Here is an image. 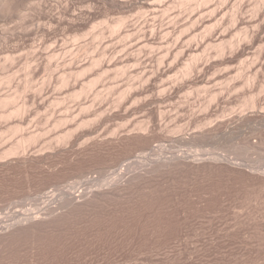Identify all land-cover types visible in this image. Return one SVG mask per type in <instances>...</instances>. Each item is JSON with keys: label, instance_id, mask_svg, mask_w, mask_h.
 Returning a JSON list of instances; mask_svg holds the SVG:
<instances>
[{"label": "rangeland", "instance_id": "obj_1", "mask_svg": "<svg viewBox=\"0 0 264 264\" xmlns=\"http://www.w3.org/2000/svg\"><path fill=\"white\" fill-rule=\"evenodd\" d=\"M154 1L160 12L116 0L0 9V264H264V0Z\"/></svg>", "mask_w": 264, "mask_h": 264}, {"label": "bare ground", "instance_id": "obj_2", "mask_svg": "<svg viewBox=\"0 0 264 264\" xmlns=\"http://www.w3.org/2000/svg\"><path fill=\"white\" fill-rule=\"evenodd\" d=\"M17 1H20V0H0V9H1V8H5L6 6L9 7L8 5L12 6V5H14L13 3H14V2H17ZM21 1H23V0H21ZM108 1H109V0H108ZM113 1L115 2V0H113ZM116 1H117L116 3H119V4H120V7L122 6L123 8H126V9H128V8L131 9V8H133V7H135V6L138 7V5H139V7L142 6L143 9H147V10H149V9H153V11L155 10L156 13H157L156 10L159 11V8L157 9V7L155 6L156 4L154 3V2H155L154 0H153L154 2H151L152 0H116ZM159 1H160V0H159ZM159 1H158V2H159ZM161 1H162V0H161ZM181 1H183V0H181ZM232 1H233V0H232ZM262 1H263V0H262ZM156 2H157V1H156ZM178 2H179V1H178ZM178 2H177V3H178ZM187 2H188V1H187ZM204 2H205V1H204ZM258 2H259V1H258ZM17 3H18V2H17ZM19 3H20V2H19ZM160 3H161V2H160ZM180 3H181V2H180ZM202 3H203V2H202ZM206 3H207V2H206ZM206 3H205V4H206ZM220 3H221V2H220ZM260 3H261V2H260ZM11 4H12V5H11ZM154 4H155V5H154ZM158 4H159V3H158ZM16 5H17V4H16ZM140 5H141V6H140ZM172 5H173V4H172ZM118 6H119V5H118ZM168 6H169V5H168ZM159 7H160V6H159ZM172 7H173V6H172ZM239 7H240V6H239ZM259 7H260V6H259ZM155 8H156V9H155ZM173 8H174V7H173ZM210 8H211V7H210ZM5 9H6V8H5ZM263 9H264V8H263ZM132 10H133V9H132ZM147 10H146V11H147ZM161 10H162V9H161ZM171 10H172V9H171ZM171 10H170V12H171ZM204 10H205V8H204ZM150 11H152V10H150ZM153 11H152V12H153ZM162 11H163V10H162ZM237 11H238V10H237ZM159 12H160V11H159ZM164 12H165V11H164ZM204 13H205V12H204ZM236 14H237V13H236ZM236 14H235V15H236ZM126 18H127V17H126ZM126 18H125V17H123V18L121 17V19L117 20V22H116L117 24L115 23V24H116V25H115V28H114V26H111V27H113L114 30L118 31V29H121V27H123V25H124L125 23H127L126 20L128 21V19H126ZM235 18H236V17H235ZM214 20H215V19H214ZM218 20H219V19H218ZM111 21H113V20H111ZM215 21H216V20H215ZM221 22H222V21H221ZM231 22H232V21H231ZM218 23H219V22H218ZM218 23H215V24H218ZM113 24H114V23H113ZM230 24H231V23H230ZM234 24H235V23H234ZM213 25H214V24H213ZM217 26H218V25H217ZM209 27H210V26H209ZM212 28H213V27H212ZM217 28H218V27H217ZM242 28H243V26H242ZM112 30H113V29H112ZM211 30H212V29H211ZM238 30H239V29H238ZM246 30H247V29H246ZM260 30H261V29H260ZM239 31H240V30H239ZM244 31H245V30H244ZM110 32H111V31H110ZM208 32H210V30H209ZM236 32H237V31H236ZM242 32H243V31H242ZM114 33H115V32H114ZM206 34H207V33H206ZM235 34H236V33H235ZM235 34H234V35H235ZM101 35H102V34H101ZM237 35H238V34H237ZM243 36H244V35H243ZM102 37H103V36H102ZM230 37H231V36H230ZM239 37H240V36H239ZM246 37H247V36H246ZM251 37H252V36H251ZM233 38H234V37H233ZM237 38H238V37H237ZM243 38H244V37H242V39H243ZM234 39H235V38H234ZM239 39H240V38H239ZM246 39H247V38H246ZM225 41H226V40H225ZM228 41H229V40H228ZM233 41H234V40H233ZM219 42H220V41H219ZM231 42H232V41H231ZM231 42H230V43H231ZM171 43H172V42H171ZM210 44H211V43H210ZM213 44H214V43H213ZM222 44H223V43H222ZM239 44H240V43H239ZM169 45H170V44H169ZM169 45H168V46H169ZM218 45H219V44H218ZM230 45H231V44H230ZM205 46H206V44H205ZM213 46H214V45H213ZM235 46H236V45H235ZM175 47H176V46H175ZM175 47H174V48H175ZM211 47H212V46H211ZM169 48H170V46H169ZM171 48H172V47H171ZM177 48H178V47H177ZM225 48H226V47H224V49H225ZM231 48L233 49V47H231ZM172 49H173V48H172ZM203 49H204V47H203ZM205 49H207V47H206ZM210 49H211V48H210ZM210 49H209V50H210ZM218 49H219V48H218ZM220 49H221V48H220ZM201 51H202V50H201ZM207 51H208V50H207ZM215 51H216V50H215ZM221 51H222V49H221ZM170 52H171V51H170ZM180 52H181V50H180ZM222 52H223V51H222ZM104 53H105V50H104ZM167 53L169 54V52H167ZM175 53H176V52H175ZM210 53H211V52H210ZM223 53H224V52H223ZM181 54H182V53H181ZM193 54H195V53H193ZM204 54H205V53H204ZM204 54H203V55H204ZM166 56H167V55H166ZM166 56H164V59H165ZM198 56H199V55H198ZM207 56H208V55H207ZM217 56H218V55H217ZM12 57H13V56H12ZM167 57H169V55H168ZM174 57H176V56H174ZM209 57H210V56H209ZM209 57H208V58H209ZM212 57H213V56H212ZM103 58H104V57H103ZM160 58H162V57H160ZM172 58H173V57H172ZM176 58H177V57H176ZM194 58H195V57H194ZM197 58H198V57H197ZM197 58H195V59H197ZM8 59H9V58H8ZM174 59H175V58H174ZM177 59H178V58H177ZM206 59H207V58H206ZM9 60H10V59H9ZM101 60H102V59H101ZM165 60H166V59H165ZM167 60H168V59H167ZM197 60H198V59H197ZM10 61H11V60H10ZM90 61H92V60H90ZM97 61H100V59L97 60ZM158 61H159V60H158ZM160 61H162V60H160ZM160 61H159V62H160ZM172 61H173V60H172ZM190 61H191V60H190ZM190 61H189V62H190ZM198 61H199V60H198ZM200 61H201V60H200ZM261 61H262V60H261ZM8 62H9V61H8ZM11 62H12V61H11ZM159 62H158V63H159ZM167 62H168V61H167ZM174 62H176V61H173V63L171 62L172 65H170V67H171V66L174 67V66H173ZM196 62H197V61H195V64H192V63H194V62H191V64H189V65L187 64V65H188L187 68H186V66H185V69H187V70H186L187 74L190 73V72H191V73L194 72L193 70L196 69V66H197V65H196ZM92 63H93V62H92ZM96 63L98 64V62H96ZM96 63H94V64H96ZM162 63H163V62H162ZM169 63H170V62H169ZM197 63H198V62H197ZM9 64H10V63H9ZM89 64H90V63H89ZM108 64H109V63H108ZM163 64H164V63H163ZM198 64H199V63H198ZM261 64H262V63H261ZM261 64H260V65H261ZM6 65H7V64H6ZM90 65L92 66V64H90ZM98 65H99V64H98ZM177 65H178V64H177ZM94 66H95V65H94ZM96 66H97V65H96ZM96 66H95V67H96ZM106 66H107V65H106ZM160 66H161V65H160ZM84 67H85V66H84ZM88 67H89V66H88ZM99 67H100V66H99ZM157 67H158V66H157ZM170 67H169V68H170ZM164 68H165V67H164ZM169 68H166V69H168V72L165 71L166 69L164 70L165 76H166V74H167V76H172V77H173V75H171L172 70H169ZM197 68H198V67H197ZM88 69L90 70L91 68H88ZM185 69H184V71H185ZM257 69H258V68H257ZM260 69H262V68H260ZM92 70H93V69H92ZM109 70H110V69H109ZM121 70H122V69H121ZM123 70H124V69H123ZM125 70H126V69H125ZM125 70H124V71H125ZM157 70H158V69H157ZM173 70H174V68H173ZM106 71H107V70H106ZM174 71H175V70H174ZM174 71H173V72H174ZM192 71H193V72H192ZM239 71H240V70H239ZM256 71H257V70H256ZM261 71H262V70H261ZM12 72H13V71H12ZM82 72H83V73H86L87 71H86V72H85V71H82ZM82 72H81V73H78V74L80 75V74H82ZM90 72H91V71H90ZM93 72H94V70H93ZM100 72H101V70H100ZM103 72L105 73V70H104ZM109 72H110V71H109ZM122 72H123V71H122ZM160 72H161V71H160ZM3 73H4V72H3ZM62 73H63V72H62ZM97 73H98V72H97ZM112 73H114V72H112ZM117 73H118V72H117ZM162 73H163V72H162ZM183 73H184V72H183ZM60 74H61V73H60ZM64 74H66V72H64ZM64 74H63V76H64ZM91 74H92V73H91ZM100 74H101V73H100ZM105 74H106V73H105ZM109 74H110V73H109ZM158 74H159V72H158ZM168 74H170V75H168ZM187 74L184 73L183 75L185 76V75H187ZM262 74H263V73H262ZM1 75H2V74H1ZM29 75H31V74H29ZM79 75H78V76H79ZM85 75H87V74H85ZM114 75H115V74H114ZM121 75H122V74H121ZM123 75H124V74H123ZM145 75H146V74H145ZM161 75H162V74H161ZM161 75H160L159 77H161ZM176 75H177V74H176ZM178 75H179V74H178ZM252 75H253V74H252ZM32 76H33V75H32ZM60 76H61V75H60ZM60 76H59V77H60ZM63 76H62V77H63ZM65 76H67V75H65ZM65 76H64V77H65ZM98 76H99V75H98ZM119 76H120V75H119ZM184 76H183V77H184ZM248 76H250V75H248ZM3 77H4V76H3ZM11 77H12V76H11ZM27 77H28V76H27ZM30 77H31V76H30ZM73 77H74V76H73ZM81 77H82V76H81ZM104 77H106V76H104ZM111 77H112V76H111ZM143 77H144V76H143ZM162 77H163V76H162ZM178 77H180V76H178ZM185 77H187V76H185ZM189 77H190V76H189ZM255 77H256V76H255ZM4 78H5V77H4ZM4 78H3V79H4ZM7 78H9V77L7 76ZM54 78H55V77H54ZM71 78H72V77H71ZM101 78H103V77H101ZM165 78H166V77H165ZM249 78H250V77H249ZM263 78H264V77H263ZM9 79H11V78H9ZM27 79H28V78H27ZM55 79H57V78H55ZM63 79H64V78H63ZM78 79H79V77H78ZM81 79H82V78H81ZM94 79H95V78H94ZM108 79H109V78H108ZM169 79H170V78H169ZM171 79H172V78H171ZM171 79H170V80H171ZM175 79H176V78H175ZM5 80H6V79H5ZM61 80H62V79H61ZM65 80H66V79H65ZM65 80H64L63 82H65ZM72 80H73V79H72ZM92 80H93V79H92ZM95 80H96V79H95ZM105 80H106V79H105ZM109 80H110V79H109ZM181 80H182V79H181ZM251 80H252V79H251ZM6 81H9V80H6ZM28 81H29V80H28ZM31 81H32V80H31ZM58 81H59V80H58ZM67 81H68V79H67ZM78 81H79V80H78ZM90 81H91V80H90ZM90 81H89V82H90ZM177 81H178V80H177ZM177 81H176V83H177ZM244 81H245V80H244ZM253 81H254V80H253ZM2 82H3V80L0 82V84H1ZM9 82H10V81H9ZM9 82H8V83H9ZM61 82H62V81H61ZM92 82H93V81H92ZM96 82H97V81H96ZM96 82H94V83L96 84ZM28 83H29V82H28ZM28 83H27L26 85H28ZM44 83H45V82H44ZM44 83H41V84H44ZM76 83H77V82H76ZM97 83H98V82H97ZM245 83H246V82H245ZM245 83H244V84H245ZM2 84H4V83H2ZM9 84H10V83H9ZM29 84H31V83H29ZM38 84H39V83H38ZM41 84H40V85H41ZM46 84H47V83H46ZM64 84H65V83H64ZM69 84H70V82H69ZM234 84H235V83H234ZM248 84H249V86L251 85V84L249 83V79H248ZM4 85H5V84H4ZM19 85H20V84H19ZM36 85H37V84H36ZM36 85H35V86H36ZM44 85H45V84H44ZM58 85H59V84H58ZM60 85H61V84H60ZM65 85H66V84H65ZM67 85H68V84H67ZM82 85H83V83H82ZM96 85H97V84H96ZM262 85H263V84H262ZM6 86H8V85H6ZM24 86H25V85H24ZM29 86H30V85H28V87H29ZM33 86H34V85H33ZM33 86H32V87H33ZM74 86H75V85H74ZM83 86H84V85H83ZM90 86H91V85L89 84V85H88V89L90 88ZM111 86H113V85H111ZM134 86H135V85H134ZM251 86H252V85H251ZM8 87H9V86H8ZM56 87H57V85H56ZM59 87L61 88L62 86H59ZM59 87H58V88H59ZM91 87H92V86H91ZM95 87H96V86H94V88H95ZM113 87H114V86H113ZM113 87H112V88H113ZM115 87H116V86H115ZM129 87L131 88V86H129ZM235 87H236V86H235ZM252 87H253V86H252ZM0 88H1V87H0ZM67 88H68V87H67ZM92 88H93V87H92ZM173 88H174V87H173ZM230 88H231V87H230ZM253 88H254V87H253ZM11 89H12V88H11ZM19 89H20V87H19ZM42 89H43V87H42ZM63 89H64V88H63ZM76 89H77V88H76ZM76 89H75V90H76ZM86 89H87V87H86ZM88 89H87V91H88ZM236 89H237V88H236ZM28 90H29V89H28ZM35 90H36V89H35ZM35 90H34V91H35ZM40 90H41V89H40ZM40 90H38V92H39ZM83 90H84V89H83ZM83 90H82V91H83ZM110 90H111V89H110ZM124 90H125V89H124ZM130 90H131V89H130ZM237 90H238V89H237ZM237 90H236V91H237ZM261 90H262V89H261ZM21 91H22V90H21ZM24 91H25V90H24ZM42 91H43V90H42ZM79 91H80V90H79ZM82 91H80V92H82ZM87 91H86V92H87ZM92 91H93V90H92ZM100 91H103V90H100ZM170 91H171V90H170ZM233 91H234V90H233ZM258 91H259V90H258ZM18 92H19V91H18ZM43 92H44V91H43ZM73 92H74V91H73ZM88 92H91V91L89 90ZM118 92H119V91H118ZM121 92H122V91H121ZM131 92H132V91H131ZM3 93H4V92H3ZM6 93H7V92H6ZM22 93H23V92H22ZM30 93H31V92H30ZM40 93H41V92H40ZM84 93H85V92H84ZM119 93H120V92H119ZM123 93H124V91H123ZM127 93H128V92H127ZM0 94H1V93H0ZM12 94H13V93H12ZM71 94H73L72 91H71ZM78 94L81 96V93H78ZM87 94H88V93H87ZM97 94L99 95V93H96V95H97ZM107 94H108V93H107ZM111 94H112V93H111ZM129 94H130V93H129ZM213 94H214V93H213ZM216 94H217V93H216ZM216 94H215V95H216ZM254 94H255V92H254ZM5 95H6V94H5ZM14 95H15V94H14ZM16 95H17V94H16ZM27 95H29V93H28ZM79 95H77V98H78ZM82 95H83V94H82ZM102 95H103V94H102ZM126 95H127V94H126ZM126 95H125V96H126ZM249 95H250V94H249ZM258 95H259V94H258ZM0 96H1V95H0ZM7 96L9 97L8 94H7ZM29 96H30V95H29ZM42 96H43V95H42ZM42 96H41V97H42ZM69 96H71V95L69 94ZM117 96H118V95H117ZM119 96H121V95H119ZM123 96H124V94H122L121 97L123 98ZM169 96H170V95H169ZM213 96H214V95H213ZM253 96H254V95H253ZM253 96H252V99L254 98ZM1 97H2V96H1ZM1 97H0V98H1ZM10 97H11V96H10ZM18 97H19V96H18ZM20 97H21V96H20ZM71 97H72V96H71ZM96 97H98V96H96ZM100 97H101V95H100ZM100 97H98V98H100ZM106 97H108V96H106ZM110 97H111V96H110ZM165 97H166V96H165ZM167 97H168V96H167ZM209 97H210V96H209ZM250 97H251V95H250ZM34 98H35V96H34ZM43 98H44V97H43ZM55 98H56V97H55ZM98 98H97V99H98ZM102 98H103V97H102ZM115 98H116V97H115ZM119 98H120V97H119ZM124 98H125V97H124ZM163 98H164V97H163ZM212 98H213V97H212ZM216 98H218V97H215V99H216ZM7 99H8V98H6V99L3 100V101H6V102H10V103H11L12 99H8V100H11V101H8ZM14 99H16V98H14ZM14 99H13V100H14ZM20 99H22V98H20ZM20 99H19V100H20ZM38 99H40V98H38ZM46 99H48V98H46ZM46 99H44V100H46ZM65 99H66V98H65ZM75 99H76V97H75ZM94 99H95V98H94ZM97 99H96V100H97ZM117 99H118V98H117ZM160 99H161V98H160ZM169 99H170V98H169ZM215 99H214V101H216ZM250 99H251V98H250ZM252 99H251V100H252ZM254 99H255V98H254ZM16 100H18V99H16ZM35 100H36V99H35ZM48 100H49V99H48ZM55 100H56V99H55ZM58 100H59V99H58ZM60 100H61V99H60ZM62 100H63V99H62ZM73 100H74V97H73ZM78 100H79V98H78ZM100 100H101V99H100ZM120 100H121V99H120ZM251 100H249L247 103L250 102V104H251V103H252ZM257 100H258V99H257ZM14 101H15V100H14ZM42 101H43V99H42ZM63 101H64V100H63ZM93 101H94V100H93ZM102 101H103V100H102ZM161 101H162V99H161ZM210 101H212V100H210ZM1 102H2V101H1ZM19 102H20V101H19ZM21 102H22V101H21ZM24 102H25V101H24ZM26 102H28V101H26ZM44 102H45V101H44ZM50 102H51V100H50ZM55 102H56V101H55ZM60 102H61V101H60ZM64 102H65V101H64ZM64 102H63V103H64ZM212 102H213V101H212ZM245 102H246V101H245ZM259 102H260V101H259ZM22 103H23V102H22ZM32 103H33V102H32ZM53 103H54V102H53ZM58 103H59V102H58ZM113 103H114V102H113ZM254 103H255V102H254ZM254 103H252V104H254ZM5 104L7 105L8 103H5ZM5 104H4V105H5ZM28 104H29V102H28ZM54 104H55V103H54ZM61 104H62V103H61ZM256 104H257V102H256ZM260 104H261V103H260ZM4 105H2L3 108H5ZM20 105H22V104H20ZM30 105H31V104H30ZM246 105L249 106L248 104H246ZM7 106H8V105H7ZM18 106H19V105H18ZM24 106H25V105H24ZM252 106L255 107V108L257 107V106H255V104L252 105ZM10 107H11V106H10ZM13 107H14V106H13ZM21 107H22V106H21ZM26 107H27V106H26ZM35 107H36V106H35ZM84 107H85V106H84ZM243 107H245V106H243ZM8 108H9V107H8ZM29 108H31V107H29ZM80 108H81V107H80ZM88 108H89V107H87V108H85V109H88ZM250 108H251V107H250ZM11 109H12V108H11ZM11 109H10V111H12ZM13 109H15V108H13ZM31 109H32V108H31ZM81 109H82V108H81ZM246 109H248V108H246ZM253 109H254V108H253ZM259 109H260V108H259ZM15 110H18V112L15 111V112L18 113V114H16L15 112L12 111V112H13V113L11 112V114H13L12 117H14V114H15V115H19V113L22 112V108H20V109H15ZM25 110H26V109H25ZM35 110H36V109H35ZM1 111H2V108H1ZM23 111H24V110H23ZM33 111H34V110H33ZM263 111H264V110H263ZM4 112H6V110H4ZM7 112H8V111H7ZM7 112H6V115H7ZM8 113H9V112H8ZM28 113H29V112H28ZM37 113H38V111H37ZM11 114H10V115H11ZM243 114H244V113H243ZM1 115H2V113L0 114V116H1ZM20 115H21V114H20ZM28 115H29V114H28ZM100 116H101V115H100ZM241 116H242V115H241ZM243 116H244V115H243ZM3 117H4V116H1V117H0V118H1V121H2ZM8 117H9V115H8ZM12 117L10 116V118H12ZM16 117H17V116H16ZM20 117H21V116H20ZM20 117H18V119H19ZM23 117H24V116H22V118H23ZM6 118H7V116L5 117V119H6ZM10 118H8V120H10ZM27 118H28V117H27ZM13 119H14V118H13ZM18 119H17V121H18ZM60 119H61V118H60ZM64 119H65V117H64ZM64 119H63V121H64ZM263 119H264V117H263ZM8 120H7V121H8ZM20 120H21V119H20ZM58 120H59V119H58ZM58 120H57V124H58ZM66 120H67V119H66ZM66 120H65L64 122H68V121H69V120H67V121H66ZM245 120H247V118L244 117V119H242V121H245ZM15 121H16V120H15ZM54 121H55V120H54ZM60 121H61V120H60ZM88 121H89V120H88ZM236 121H237V120H236ZM247 121H248V120H247ZM5 122H6V121L4 120V123H5ZM12 122H13V121H12ZM28 122H29V120H28ZM245 122H246V121H245ZM4 123H3V127H4ZM15 123H16V122H15ZM21 123H22V121H21ZM54 123H55V122H54ZM238 123H239V122H238ZM243 123H244V122H243ZM61 124H63V123H61ZM81 124H82V123H81ZM241 124H242V123H241ZM5 125H6V124H5ZM10 125H11V123H10ZM12 125H13V124H12ZM82 125H83V124H82ZM244 125H245V123H244ZM247 125H248V124H247ZM0 126H1V125H0ZM16 126H17V125H16ZM18 126H19V125H18ZM18 126H17V127H18ZM65 126H66V125H65ZM143 126H144V125H140L139 127H140V128H141V127L143 128ZM240 126H241V125H240ZM57 127H58V126H57ZM79 127H80V126H79ZM148 127H149V126H148ZM5 128H6V126H5ZM9 128H10V127H8V129H9ZM11 128H12V127H11ZM13 128H15V127H13ZM24 128H25V126H24ZM53 128H54V127H53ZM65 128H66V127H65ZM81 128H82V127H81ZM136 128H137V127H136ZM140 128H139V129H140ZM142 128H141V130H143ZM146 128H147V127H146ZM8 129H7V131H9ZM19 129H20V128H18L17 132L19 131ZM27 129H28V126H27ZM44 129H45V128H44ZM74 129H75V128H74ZM1 130H2V129H1ZM12 130H13V129H11V131H12ZM30 130H31V129H30ZM41 130H42V129H41ZM55 130H56V129H55ZM134 130H135V129H134ZM137 130H138V129H137ZM146 130H147V129H146ZM15 131H16V130H14L13 132H14L15 135H16V132H15ZM22 131H23V130H22ZM46 131H47V130H46ZM52 131H53V130H52ZM115 131H117V130H115ZM131 131H132V130H131ZM143 131H144V130H143ZM13 132H12V133H13ZM19 132H21V131H19ZM19 132H18L17 134H19ZM23 132H24V131H23ZM31 132H32V131H31ZM38 132H39V131H38ZM38 132H37V133H38ZM61 132H62V131H61ZM67 132H69V131H67ZM112 132H113V131H112ZM144 132H145V131H144ZM0 133H1V132H0ZM10 133H11V132H10ZM21 133H22V132H21ZM32 133H33V132H32ZM65 133H66V132H65ZM74 133H75V131H74ZM74 133H72V134H74ZM114 133H115V132H114ZM2 134L4 135V133H2ZM5 134H6V133H5ZM22 134H23V133H22ZM34 134H36V133H34ZM68 134L70 135V132L67 133V134H64V135H66V136H65L66 138H67V136H69ZM72 134H71V137H72ZM129 134H132V133L130 132ZM133 134H134V133H133ZM145 134H146V133H145ZM26 135H27V134H26ZM26 135H25V136H26ZM29 135H30V133H29ZM36 135H37V134H36ZM58 135H59V134H58ZM62 135H63V134H62ZM111 135H112V134H111ZM125 135H126V134H125ZM200 135H201V134H200ZM200 135H198V136H193V137L191 136V138H189V139L186 138V139H187L186 142H190V143H192V142H193V143H194V142H197L199 138L201 139ZM206 135H207V134H206ZM13 136H14V135H12L11 138H13ZM21 136H22V135H21ZM31 136H32V135H31ZM31 136H30V138H32ZM41 136H42V134H41ZM59 136H60V135H59ZM59 136H57V137H59ZM73 136H74V135H73ZM117 136H118V135H117ZM117 136H116V137H117ZM128 136H129V135H128ZM202 136H203V135H202ZM4 137H5V136H4ZM17 137H18V136H17ZM34 137H35V136H34ZM38 137H39V136H38ZM42 137H43V136H42ZM118 137H119V136H118ZM205 137H206V136H205ZM2 138H3V137H2ZM2 138H1V139H2ZM7 138H8V136H7L5 139H7ZM9 138H10V137H9ZM11 138H10V139H11ZM14 138H15V136H14ZM14 138H13V139H14ZM40 138H41V137H40ZM63 138H64V137H63ZM63 138H62V140H63ZM66 138H65V139H66ZM19 139H20V137H19ZM33 139H34V138H33ZM37 139H38V138H37ZM60 139H61V138H60ZM79 139H80V138H79ZM118 139H119V138H118ZM127 139H128V138H127ZM206 139H207V138H206ZM8 140H9V139H8ZM30 140H31V139H30ZM41 140H42V138H41ZM51 140H52V139H51ZM70 140H71V139H70ZM119 140H120V139H119ZM128 140H130V139H128ZM204 140H205V139H204ZM12 141H13V140H12ZM16 141H17V140H16ZM18 141H19V140H18ZM18 141H17V142H18ZM28 141H29V137L26 138V139L22 138V139L18 142V144H14V143H13L14 146H15V145H18L17 148L15 147L16 149H15L14 147H13V148L11 147V148H12L13 151L16 150L15 152H17V150H19V151H20V150H21V151L24 150V151H25L24 154H26V153H27V152H26L27 149H25V146L27 145V142H28ZM33 141H34V140H32V142H33ZM38 141H39V140H38ZM52 141H53V140H52ZM67 141H68V140H67ZM205 141H206V140H205ZM3 142H4V143H3ZM7 142H8V141H7ZM13 142H15V141H13ZM17 142H16V143H17ZM30 142H31V141H29V143H30ZM56 142H57V141H56ZM59 142H60V140H59ZM201 142H202V141H201ZM2 143L5 144V141H2ZM33 143H34V142H33ZM60 143H61V142H60ZM62 143H63V142H62ZM199 143H200V142H199ZM13 144L11 143L10 146H12ZM54 144H55V143H54ZM63 144H64V143H63ZM195 144H197V143H195ZM242 144H243V143H241V145H242ZM30 145H31V144H30ZM49 145H50V144H49ZM3 146H4V145H3ZM28 146H29V145H28ZM33 146H34V145H33ZM236 147H237V146H236ZM236 147H233L232 149L234 150V148H236ZM242 147H244V146H242ZM0 148H1V147H0ZM26 148H27V147H26ZM228 148H229V147H228ZM239 148H241V147H239ZM245 148H246V147H245ZM247 148H248V147H247ZM249 148H250V147H249ZM249 148H248V150H249ZM6 149H7V148H6ZM14 149H15V150H14ZM28 149H29V147H28ZM230 149H231V148H230ZM230 149H229V150H230ZM232 149H231V150H232ZM236 149H237V148H236ZM10 150H11V149H10ZM12 150H11V153L15 155L16 153H15V152L13 153ZM237 150H238V149H237ZM241 150H244V148H242ZM246 150H247V149H245V152H246ZM253 150H254V149H253ZM3 151H6V150L3 149ZM8 151H9V150H8ZM43 151H44V150H43ZM233 152H235V150H234ZM239 152H240V151H239ZM239 152H238V153H239ZM1 153H2V152H1ZM5 153L7 154L8 152L6 151ZM22 153H23V152H22ZM31 153H32V152H31ZM38 153H39V151H38ZM235 153H236V152H235ZM238 153H237V154H238ZM243 153H244V152H243ZM251 153H252V152H251ZM8 154H9V153H8ZM24 154H21V155H24ZM233 154H234V153H233ZM240 154H242V151H241ZM245 154H246V153H245ZM248 154H249V153H248ZM14 155H13V156H14ZM18 155H19V153H18ZM50 155H51V154H50ZM246 155H247V154H246ZM250 155H251V154H250ZM5 156H7V155H5ZM10 156H11V155H10ZM10 156H9L8 158H10ZM26 156H27V155H26ZM26 156H24V157H26ZM172 156H173V155H172ZM226 156H227V155H226ZM236 156H237V155H236ZM240 156H241V155H240ZM2 157H3V154H2ZM19 157H20V156H19ZM243 157H244V156H243ZM246 157H247V156H246ZM5 158H7V157H5ZM12 158H13V157H12ZM15 158H16V157H15ZM31 158H32V157H31ZM41 158H42V157H41ZM53 158H54V157H53ZM227 158H229V157H227ZM3 159H4V158H3ZM3 159H2V160H3ZM13 159H14V158H13ZM13 159H12V160H13ZM18 159H19V158H18ZM24 159H25V158H23V160H24ZM33 159H34V158H33ZM235 159H236V158H235ZM237 159H238V158H237ZM25 160H26V159H25ZM49 160H50V159H49ZM156 160H157V159H156ZM178 160H179V159H178ZM223 160H224V159H223ZM5 161H6V160H5ZM176 161H177V160H176ZM8 162H9V161H8ZM18 162H19V161H18ZM22 162H23V161H22ZM30 162H31V161H30ZM214 162H215V161H214ZM12 163L14 164V162H12ZM24 163H25V162H24ZM161 163H163V162H161ZM173 163H174V161H173ZM173 163H172V164H173ZM177 163H178V161H177ZM177 163H176V164H177ZM180 163H181V161H179L178 164H180ZM183 163H186V162H183ZM183 163H182V164H183ZM4 164H5V162H4ZM36 164H37V163H36ZM215 164H216V163H215ZM237 164H238V163H237ZM1 165H2V164H1ZM5 165H6V164H5ZM16 165H17V164H16ZM160 165H162V168H163V167H165V168H166V167L169 168V166L171 165V163H170V162H169V163H163V164H160ZM174 165H175V164H173V165L170 166V167H173V169H174V168H177V165H175V166H174ZM21 166H22V165H21ZM123 166H124V165H123ZM148 166H149V165H148ZM151 166H152V165H151ZM155 166H156V165H155ZM155 166H154V167H155ZM158 166H159V163H158ZM183 166H184V165H183ZM183 166H182V167H183ZM247 166H248V165H247ZM2 167H3V166H2ZM24 167H25V166H24ZM159 167H160V166H159ZM179 167H181V166H179ZM33 168H34V167H33ZM144 168H145V167H144ZM150 168H151V167H150ZM165 168H163V169H165ZM19 169H20V168H19ZM163 169H162V170H163ZM170 169H172V168H170ZM178 169H179V168H178ZM17 170H18V169H17ZM33 170H34V169H33ZM154 170H156V169H154ZM159 170H160V168H159ZM162 170H160V171H162ZM143 171H144V169H143ZM151 171H152V170H151ZM157 171H158V169H157ZM146 172H147V171H146ZM166 172H168V171H166ZM147 173H148V172H147ZM149 173H150V172H149ZM155 173H156V172H155ZM160 173H161V172H160ZM121 174H122V173H121ZM133 174H134V173H133ZM153 174H154V173H153ZM158 174H159V173H158ZM167 174H168V173H167ZM169 174H170V173H169ZM137 175H138V174H137ZM139 175H140V174H139ZM145 175H146V177H147V174H145ZM145 175H144V177H145ZM121 176H122V175H121ZM141 176H142V175H141ZM154 176H155V175H154ZM134 177H135V176H134ZM139 178H141V177H139ZM132 179H133V178H132ZM149 179H150V178H149ZM134 180H136V179L134 178ZM144 180H145V179H144ZM144 180H143V181H144ZM116 181H117V180H116ZM130 181H132V180H130ZM130 181H129V182H130ZM136 181H137V180H136ZM138 181L141 182L142 179H141V180L139 179ZM148 181H149V180H148ZM120 182H121V181H120ZM125 182H126V181H125ZM127 182H128V181H127ZM127 182H126V183H127ZM144 182H146V181H144ZM130 183H132V182H130ZM136 183H137V182H136ZM112 184H113V183H112ZM115 184H117V183H115ZM115 184H114V187H115ZM124 184H125V183H124ZM128 184H129V183H128ZM119 185H120V183L118 184V186H119ZM133 185H134V184H133ZM118 186H117V188L120 187V186H119V187H118ZM121 186H122V184H121ZM126 186H127V185H126ZM136 186H137V185H136ZM138 186H139V184H138ZM110 187H111V186H110ZM112 188H113V187H111V190H112ZM115 188H116V187H115ZM122 188H123V187H122ZM133 188H134V187H133ZM138 189H139V188H138ZM99 190H101V189H99ZM115 190H117V189H115ZM94 191H95V190H94ZM97 191H98V190H96V192H92V191H91V192H92V193H91L92 195H90V193H86V194H84V192L82 191L83 193H82V194L80 193V196H77V195H76V196H77L76 198H75V197L72 198V196H70V199H68L67 201H68V202H69V201H72V202L74 201V203H75V201H76V202H77V201H95V198H94V197H97V195L100 193V191H99V192H97ZM111 192H112V191H111ZM117 192H118V191H117ZM129 192H130V191H129ZM49 193H50V192H48V195H50ZM101 193H102V196H103L104 194H105V195L107 194L106 191H104V194H103L102 191H101ZM120 193H121V192H120ZM125 193H126V192H125ZM87 194H89L90 196H86ZM109 194H110V193H109ZM113 194H114V192H113ZM123 194H124V193H123ZM52 195L54 196V194H52ZM100 195H101V194H100ZM100 195H99V196H100ZM124 195H125V194H124ZM127 195H128V194H127ZM44 196H45V195H44ZM102 196H101V197H102ZM112 196H113V195H112ZM114 196H116V195H114ZM46 197H47V196H46ZM50 197H51V196H50ZM50 197H49V198H50ZM55 197H56V196H55ZM103 197H105V196H103ZM49 198H48V199H49ZM67 198H69V197H67ZM67 198H66V199H67ZM93 198H94V199H93ZM116 198H117V197H116ZM61 199H62V198H61ZM99 199H102V198L99 197ZM105 199H106V198H105ZM41 200H42V198L40 199V201H41ZM50 200H51V199H50ZM96 200L98 201V199H96ZM103 200H104V199H103ZM38 201H39V199H38ZM45 201H47V200H45ZM58 201H61V200H58ZM63 201H66V200H63ZM99 201H100V200H99ZM72 202H71V203H72ZM51 203H52V202H51ZM74 203H72V205H73ZM80 203H81V202H80ZM83 203H84V202H83ZM65 204L67 205V203H64V205H65ZM68 204H69V203H68ZM87 204H88V203H87ZM91 204H93V203H91ZM94 204H95V203H94ZM70 205H71V204H70ZM60 206H61V205H60ZM75 206H76V205H75ZM88 206H90V205H88ZM47 207H48V205H47ZM52 207L54 208V206H52ZM62 207H64V206H62ZM67 207H68V205H67ZM60 208H61V207H60ZM60 208H59V209H60ZM70 208H72V207L70 206ZM61 209H62V208H61ZM63 209H65V208H63ZM63 209H62V210H63ZM67 209H68V208H67ZM45 210H47V209H45ZM45 210H44V211H45ZM51 210H52V208H51ZM54 210H55V209H54ZM54 210H53L52 212H54ZM56 210H57V208H56ZM62 210H61V212H62ZM65 210H66V209H65ZM48 211H50V210H48ZM57 211H58V210H57ZM63 211H64V210H63ZM77 211H78V209H77ZM46 212H47V211H46ZM58 212H59V211H58ZM35 213H36V212H35ZM70 213H71V212H70ZM29 214H30V213H29ZM41 214L44 215L45 213H41ZM56 214H57V213H56ZM66 214H67V213H66ZM18 215H19V214H18ZM34 215H35V214H34ZM46 215H47L48 217H50L49 214H46ZM46 215H45V216H46ZM27 217H29V216H27ZM30 217H31V214H30ZM38 217H39V215H38ZM41 217H42V216H41ZM56 217H57V216H56ZM64 217H65V216H64ZM19 218H20V215H19ZM22 218H23V217H22ZM23 219H24V218H23ZM27 219H29V218H27ZM40 219H42V218H40ZM40 219H39V220H40ZM51 219H52V217H51ZM54 219H55V218H54ZM21 220H22V219H21ZM21 220H19V221L22 223ZM25 220H26V219H25ZM25 220H24V221H25ZM31 220H32V219H31ZM36 220H37V219H36ZM42 220H43V219H42ZM56 220H57V219H56ZM24 221H23V222H24ZM40 221H41V220H40ZM43 221H44V220H43ZM46 221H47V220H46ZM48 221H49V220H48ZM51 221H52V220H50V222H51ZM59 221H60V220H59ZM2 222H3V221H2ZM16 222H17V221H15V223H16ZM20 222H18V223H20ZM31 222H35V220H34V221H31ZM31 222H30V223H31ZM44 222H45V221H44ZM62 222H63V221H62ZM0 223H1V222H0ZM13 223H14V222H13ZM18 223H17V224H18ZM21 223H20V224H21ZM24 223H25V222H24ZM24 223H23V224H24ZM38 223H39V222H38ZM41 223H42V222H41ZM41 223H39V224L41 225ZM53 223H54V222H53ZM2 224H3V223H1V225H2ZM5 224H6V223H5ZM11 224H12V223H11ZM17 224H16V225H17ZM28 224H29V222H28ZM31 224H32V223H31ZM6 225H7V224H6ZM9 225H10V224H9ZM24 225H25V224H24ZM32 225H33V224H32ZM35 225H36V224H35ZM43 225H44V224H43ZM57 225H58V224H57ZM21 226H22V224H21ZM29 226H31V225H29ZM29 226H28V227H29ZM33 226H34V225H33ZM37 226H38V225H37ZM41 226H42V225H41ZM48 226H49V224H48ZM3 227H4V226H3ZM12 227H13V226H12ZM12 227H11V229H12ZM25 227H26V226H25ZM53 227H54V226H53ZM5 228H6V227H5ZM7 228H8V227H7ZM7 228H6V229H7ZM14 228H15V227H14ZM18 228H19V227H18ZM26 228H27V227H26ZM2 229H3V228H2ZM6 229H4V230H6ZM23 229H24V227H23ZM27 229H28V228H27ZM27 229H26V230H27ZM33 229H34V227H33ZM33 229H32V231H33ZM35 229H36V228H35ZM48 229H50V228H48ZM0 230H1V229H0ZM26 230H25V231H26ZM29 230H30V229H29ZM29 230H28L27 233H30ZM38 230H39V229H38ZM40 230H41V229H40ZM44 230H45V228H44ZM10 231H11V230H10ZM12 231H13V230H12ZM32 231H31V232H32ZM14 232H15V231H14ZM14 232H12V233H14ZM18 232H19V230L17 231V233H18ZM5 233H6V232H5ZM20 233L22 234V231H21ZM34 233H35V231H34ZM0 234H1V233H0ZM10 234H11V233H10ZM32 234H33V233H32ZM1 235H2V234H1ZM1 235H0V236H1ZM15 235H16V234H15ZM2 236H3V235H2ZM2 236H1V237H2ZM4 236H6V235H4ZM8 236H9V235H8ZM16 236H18V235H16ZM10 237H11V236H10ZM14 238H15V237H14ZM3 240H4V239H3ZM15 240H16V238H15ZM10 241H12V240H10ZM13 241H14V240H13ZM6 243H7V242H6Z\"/></svg>", "mask_w": 264, "mask_h": 264}]
</instances>
